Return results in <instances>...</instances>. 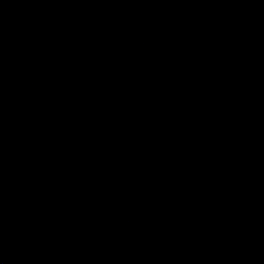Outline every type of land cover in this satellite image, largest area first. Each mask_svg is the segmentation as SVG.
<instances>
[{"label":"water","instance_id":"water-1","mask_svg":"<svg viewBox=\"0 0 264 264\" xmlns=\"http://www.w3.org/2000/svg\"><path fill=\"white\" fill-rule=\"evenodd\" d=\"M5 264H264V0H0Z\"/></svg>","mask_w":264,"mask_h":264},{"label":"clouds","instance_id":"clouds-1","mask_svg":"<svg viewBox=\"0 0 264 264\" xmlns=\"http://www.w3.org/2000/svg\"><path fill=\"white\" fill-rule=\"evenodd\" d=\"M0 264H5L4 260L0 259Z\"/></svg>","mask_w":264,"mask_h":264}]
</instances>
